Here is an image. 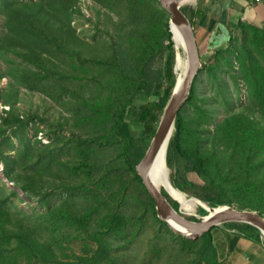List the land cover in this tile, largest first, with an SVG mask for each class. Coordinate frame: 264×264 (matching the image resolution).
Returning a JSON list of instances; mask_svg holds the SVG:
<instances>
[{
  "label": "trees",
  "instance_id": "1",
  "mask_svg": "<svg viewBox=\"0 0 264 264\" xmlns=\"http://www.w3.org/2000/svg\"><path fill=\"white\" fill-rule=\"evenodd\" d=\"M93 1L102 8L101 19L108 15V25H98L95 43L81 38L74 25L86 18L82 0H0V13L5 16L0 55L10 54L24 64L10 66V75L0 73V80L11 76L43 92L52 89L64 96L74 83L79 94L69 110L85 112L83 120L75 123L72 118V124L64 122L62 113L56 116L51 133L64 129L63 148L68 155L64 156L62 168L64 176L71 177L64 178L57 189L74 193L70 195L74 200L84 191L88 204L67 199L50 210L52 219L76 225L97 241L100 251L95 264H103L113 252V244L105 238L111 233L126 236L123 233L132 225L133 219L123 211L130 189L137 192L133 200L142 206L138 208L144 214H152L160 226L180 241L178 251L185 248L192 254L191 264H222L226 252L231 249L234 254L235 249L229 245L233 236L229 230L261 248L258 230L249 225L212 227L198 239L186 240L159 220L155 202L136 166L150 144L152 135L147 134L159 123L171 93L169 90L168 95L163 94L155 103H146L139 110L135 103L139 98L149 99L162 85L173 89L175 54L170 16L158 0ZM180 10L193 25L199 13L189 6ZM226 31L228 40L211 52V61L198 73L206 74L222 102L201 96L203 91L196 86L195 79L186 104L194 117L184 114V109L179 113L168 166L172 170L174 161H183L184 170L201 183L173 180V187L179 192L211 208L230 207L264 218V32L258 24L243 21L228 25ZM198 52L201 56L199 49ZM157 62H161L160 67ZM74 73L77 75L72 83ZM223 73L231 77L237 88L243 85L247 90L243 106L222 107L223 102L231 100L222 89ZM78 80L82 85L86 81L92 84L93 98L86 95L85 86L76 85ZM11 90L0 93V103L3 100L8 109L0 114V134L7 129L17 134L32 126L37 128L36 133L42 132L40 125H36L39 121L46 123L48 118L36 113L20 115L18 92L11 94ZM135 115L145 129L142 138L134 135L132 129L130 119ZM23 178H16V185L26 191L31 187L34 193L45 194L43 189H51V176L43 180L24 174ZM163 195L178 212L179 204L164 190ZM2 207L0 264H17L18 257L20 264H51L56 259L51 245L29 233L24 217ZM199 214L207 215L202 209ZM187 219L196 222L195 218Z\"/></svg>",
  "mask_w": 264,
  "mask_h": 264
},
{
  "label": "rangeland",
  "instance_id": "2",
  "mask_svg": "<svg viewBox=\"0 0 264 264\" xmlns=\"http://www.w3.org/2000/svg\"><path fill=\"white\" fill-rule=\"evenodd\" d=\"M81 6L87 19L83 18L75 22L74 25L78 30V34L89 43L98 42V25L99 28L107 26L108 15H105L104 19H101L99 15L102 12V8L93 0H82ZM86 21L89 22L87 23ZM4 31L5 16L1 12L0 35ZM240 38L241 35L238 34L237 39L239 40ZM173 49L174 54H176V48L173 47ZM178 52L184 58V53L180 48ZM175 58L176 56H174V60ZM211 59L212 57L201 56L200 70H204ZM17 64L23 63H21L20 59L10 54L0 55V73L10 75V66H16ZM156 65L160 67L161 62H157ZM76 75L77 73L73 74L74 77L70 79L71 82L73 78H76ZM222 76L225 81L222 89L228 92L231 99L229 103L223 102L222 107L228 109L230 105L243 106L247 102V90L243 85L239 87L240 89L237 88L227 73H223ZM4 78L0 80V93L6 89H12L11 94L16 91L18 92L17 104L20 115L25 116V114L36 113L40 117L46 116L48 121L44 122V124L40 121L37 123L36 126L40 125V131L42 132L36 133L37 128L32 126L30 130H21L17 134H14L9 129L5 133L0 134V138H4V140H0V151L3 154L0 157V207H6L8 211H13L17 215L24 217L26 223L29 224V233L42 239L41 241L46 244L49 243L51 245L50 247L56 255V259L52 260L51 264H95V260L99 257V243L95 240L93 241L87 233L82 229H78L76 225L65 221L64 223L59 222V220L52 219L53 216L50 214L51 209L61 205L67 199H70L71 202H78L81 205L88 204V201L84 198V191H81L74 200L70 196L74 195V193H69L66 190L59 191L57 189L62 184V181L64 182V178L71 177L64 176V169L62 168L64 156L67 158L68 155L67 150L63 148L64 129L54 134L55 136L51 133V130L54 127V119H57L56 116L61 115V113L65 120L64 122H68V124H72V118L75 123L83 120L85 112H71L69 110V108H72L75 96L79 94L75 90V84L72 82V89L64 96L52 89L43 92L39 87H32L20 79H12L11 76ZM196 80V86L201 87L203 91L200 94L201 96H208L210 100L222 102L220 98H217V88L208 80L206 74L201 73L197 75ZM42 83L44 82L42 81ZM76 85L85 86L86 95L93 98L94 88L90 82L86 81V85H82L78 80ZM30 87L33 89H29ZM169 90L172 94L173 89L171 90L170 87L162 85L158 91L155 90V93L149 99L139 98L135 103L136 110H139L146 103H155L163 94L168 95ZM4 103L3 100L0 103V114L2 110H8L5 108ZM183 109L184 114L192 118L194 117L192 109L186 105ZM137 120V115L130 119L132 129L134 135L142 138L144 137L145 129ZM1 122L0 120V124ZM158 124L147 134L148 136L152 135L151 140ZM213 127L210 126L212 129ZM46 146H48L46 149H50L49 151L45 149ZM174 163L175 165L172 170L168 166L172 185L173 180L177 179L201 184L195 175L184 170L185 163L183 161L178 160L177 162L174 161ZM24 174H28L30 179L42 177L43 180H46L49 176L53 177L50 180L51 189H43L46 193L40 194L41 192L34 193L31 187H28L27 191L18 187L16 185V178L22 179ZM128 191L127 198L129 202L123 207V211L129 213L128 215L133 219L132 225L123 233L126 236H118L115 233H111L105 238L113 244V252L112 254L110 253V258L107 260L109 263H106V261L103 264H191L192 254L185 248L178 251L181 248L180 241L170 230L160 226L152 214H144V211L138 208L140 204H135L133 200V196L137 197V192H132L130 189ZM184 195L189 199H194L189 195ZM139 207L142 208L141 205ZM200 209L199 207L194 213L198 217L200 216ZM229 232L233 235V237L231 236L232 238L230 237V241L233 242L235 240L233 242L235 243L238 235H234L236 234L234 230H229ZM230 250L226 252L225 260L227 261L230 258L226 262L228 264H264V261H261V259L260 261L252 260V262L247 263L245 254H241V258L236 262L232 259L235 255L231 254ZM12 256L14 257V255ZM18 258L19 262L17 264H20V257ZM12 260L14 258L11 259L10 263L13 262ZM91 261L92 263H90ZM22 263L25 264V261Z\"/></svg>",
  "mask_w": 264,
  "mask_h": 264
},
{
  "label": "water",
  "instance_id": "3",
  "mask_svg": "<svg viewBox=\"0 0 264 264\" xmlns=\"http://www.w3.org/2000/svg\"><path fill=\"white\" fill-rule=\"evenodd\" d=\"M196 0H158L161 7L169 14L170 31L173 34L174 27L179 32L183 42L184 57L186 68L180 83H175L169 100L167 101L161 115L158 127L148 146V149L136 166L137 172L143 184L148 190L150 196L155 202L156 211L159 220L168 225L173 232L186 240H196L206 233L212 227L226 224L249 225L258 230L260 236L264 239V218L257 213L250 211H238L230 207L211 208L207 204L195 201L208 206L200 208L207 214L206 216H197L195 214L186 215L179 206L178 212L163 195V189H160L152 179V169L164 148H170L173 134L176 131V122L179 113L185 107L189 100V95L194 81L201 69V60L196 44L193 25L188 18L181 12V8ZM176 53V51H175ZM173 72L176 75L174 68ZM176 82V81H175ZM164 191L174 200L167 188ZM192 217L196 222H191L187 218Z\"/></svg>",
  "mask_w": 264,
  "mask_h": 264
},
{
  "label": "crops",
  "instance_id": "4",
  "mask_svg": "<svg viewBox=\"0 0 264 264\" xmlns=\"http://www.w3.org/2000/svg\"><path fill=\"white\" fill-rule=\"evenodd\" d=\"M188 6L199 13L193 19V31L201 56L210 57L211 52L224 45L228 40L227 26L237 21L256 23L264 32V2L255 4L252 0H196ZM236 239L235 243V240L229 243L230 248L236 251L232 259L237 262L240 255L245 254L247 263L260 259L264 261L262 247L238 236ZM229 260H224L222 264Z\"/></svg>",
  "mask_w": 264,
  "mask_h": 264
},
{
  "label": "bare ground",
  "instance_id": "5",
  "mask_svg": "<svg viewBox=\"0 0 264 264\" xmlns=\"http://www.w3.org/2000/svg\"><path fill=\"white\" fill-rule=\"evenodd\" d=\"M172 30H173V34H172L173 46L177 50V53L175 54L176 58L174 60L173 68L176 73L175 83L178 84L182 80V77H183V74L186 68V60H185V57L182 58L178 52L179 48L180 50L184 51L181 36L179 35V32L177 31V29L173 27ZM168 156H169V148H164L161 155L157 159L155 165L153 166V169L151 172L153 182L160 189L167 188L169 193L173 196L174 200L177 201L178 204L180 205L181 211L188 216L194 214L196 210L201 206L208 208V206L201 204L195 201L194 199L187 198L184 194L178 192L173 187L170 181V171L168 168Z\"/></svg>",
  "mask_w": 264,
  "mask_h": 264
},
{
  "label": "built area",
  "instance_id": "6",
  "mask_svg": "<svg viewBox=\"0 0 264 264\" xmlns=\"http://www.w3.org/2000/svg\"><path fill=\"white\" fill-rule=\"evenodd\" d=\"M255 4H260L262 2H264V0H252ZM261 246L264 250V239L261 237Z\"/></svg>",
  "mask_w": 264,
  "mask_h": 264
}]
</instances>
